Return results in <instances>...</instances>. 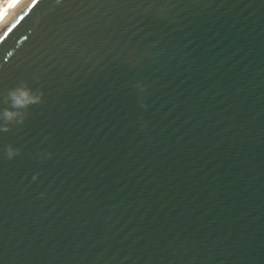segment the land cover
Returning a JSON list of instances; mask_svg holds the SVG:
<instances>
[{
    "label": "water",
    "instance_id": "95a60500",
    "mask_svg": "<svg viewBox=\"0 0 264 264\" xmlns=\"http://www.w3.org/2000/svg\"><path fill=\"white\" fill-rule=\"evenodd\" d=\"M0 264H264V0H18Z\"/></svg>",
    "mask_w": 264,
    "mask_h": 264
},
{
    "label": "clouds",
    "instance_id": "9594fccd",
    "mask_svg": "<svg viewBox=\"0 0 264 264\" xmlns=\"http://www.w3.org/2000/svg\"><path fill=\"white\" fill-rule=\"evenodd\" d=\"M42 93L40 95L33 94L29 89L27 88H17L15 90H12L10 92V97L12 99V104L14 108H24L31 104L39 103L42 97ZM19 113L14 111H5L4 115L7 120H12L15 118ZM23 122L22 120L20 121ZM4 131H7V128L3 129ZM16 153L9 148L8 150V157L11 158Z\"/></svg>",
    "mask_w": 264,
    "mask_h": 264
},
{
    "label": "bare ground",
    "instance_id": "6f19581e",
    "mask_svg": "<svg viewBox=\"0 0 264 264\" xmlns=\"http://www.w3.org/2000/svg\"><path fill=\"white\" fill-rule=\"evenodd\" d=\"M18 0H6L0 5V23L13 11Z\"/></svg>",
    "mask_w": 264,
    "mask_h": 264
},
{
    "label": "built area",
    "instance_id": "2783aa9c",
    "mask_svg": "<svg viewBox=\"0 0 264 264\" xmlns=\"http://www.w3.org/2000/svg\"><path fill=\"white\" fill-rule=\"evenodd\" d=\"M6 0H0V5L3 4Z\"/></svg>",
    "mask_w": 264,
    "mask_h": 264
}]
</instances>
